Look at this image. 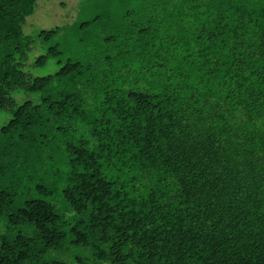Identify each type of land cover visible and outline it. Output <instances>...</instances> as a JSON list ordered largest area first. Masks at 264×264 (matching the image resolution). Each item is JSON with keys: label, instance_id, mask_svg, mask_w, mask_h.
Listing matches in <instances>:
<instances>
[{"label": "trees", "instance_id": "obj_1", "mask_svg": "<svg viewBox=\"0 0 264 264\" xmlns=\"http://www.w3.org/2000/svg\"><path fill=\"white\" fill-rule=\"evenodd\" d=\"M38 4L0 0V162L19 174L51 151L76 220L64 229L53 202L14 207L0 188L8 228H34L0 235V264H264V0H183L65 59L61 28L41 29L55 42L34 64L60 68L34 76L24 26ZM17 90L41 99L17 104ZM74 247L87 257H57Z\"/></svg>", "mask_w": 264, "mask_h": 264}, {"label": "rangeland", "instance_id": "obj_2", "mask_svg": "<svg viewBox=\"0 0 264 264\" xmlns=\"http://www.w3.org/2000/svg\"><path fill=\"white\" fill-rule=\"evenodd\" d=\"M183 0H39V4L33 15L29 16L24 26L25 33L34 39L33 49L29 52L27 64L24 69L34 76H44L55 73L60 65L55 58H50L44 65H35V59L47 52L50 44L55 40L45 41L39 35L41 29H53L60 27V33L55 38L60 41V48L63 50L64 56H85L95 54L89 52L90 48L101 47V41L108 36H114L118 41L124 38H131V29H139L146 26L155 28L157 24H162L163 12L169 11L177 3V6ZM94 21L88 25L84 31L86 33L83 42H87V46L82 47L77 42V38L81 37L79 27L85 23ZM84 36L82 35V38ZM87 56V55H86ZM17 104H21L27 99L38 101L41 99L39 92H24L17 90L14 92ZM12 118V112L0 110V127L6 124ZM48 151L45 156L35 162L36 166H30L27 170L23 169L21 173L15 174L11 171L2 169L12 159L9 155L0 162V188L15 189L17 194L14 207L21 206L26 198H43L53 202L57 209L63 214V228L67 229L76 220L75 213L69 207L63 198L62 188L65 186L64 180H60L56 184H52L57 178V174L51 173L50 163H54ZM6 160V161H3ZM24 160V158L22 159ZM9 167V166H8ZM23 178V180H22ZM22 181L21 184L19 182ZM24 182V184H23ZM44 182L47 185H54L53 193L44 194L38 191L36 185ZM25 185V187H24ZM16 232L25 234H33L34 228L29 224H21L17 227L8 228L7 215L4 214L0 218V235H13ZM70 239V237H68ZM87 249L82 247H74L71 252L63 254L57 252V257L74 258L77 255L87 257Z\"/></svg>", "mask_w": 264, "mask_h": 264}]
</instances>
